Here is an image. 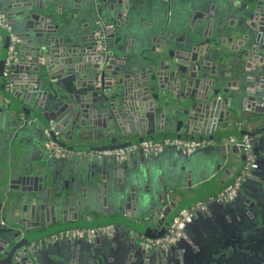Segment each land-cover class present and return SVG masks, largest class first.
Listing matches in <instances>:
<instances>
[{
  "label": "water",
  "instance_id": "water-1",
  "mask_svg": "<svg viewBox=\"0 0 264 264\" xmlns=\"http://www.w3.org/2000/svg\"><path fill=\"white\" fill-rule=\"evenodd\" d=\"M77 3L76 0H5V12L12 17L10 21L16 24L19 31L16 35L22 40L18 56L12 58L7 67V79L3 74L6 57L3 55L0 58V95L6 102L0 107V113L5 114L3 121L7 115L15 118L16 108L24 110L26 106L32 110L28 113L30 119L27 117L22 122L15 118V122L17 128L25 131L28 139L32 136L31 142L33 135L37 131L43 134L44 129H50L55 138L56 134H60L71 141L84 139L89 134L94 140L101 137L111 142L127 140L129 136L138 138L105 147L116 148L138 143L147 135L155 140L153 135L158 131L165 133L164 138L201 140L224 125H237L239 118L247 114L244 130L239 133L251 138V143L259 148L264 160V27L257 33L245 35V41L232 42V38L228 39L239 53L233 65L215 63L213 53L216 50L211 48L203 52L198 62L190 65L177 57L172 63L162 65L163 61H152L150 65V57L134 56L131 61L119 63L111 59L106 67L94 59L86 44L74 42L61 30L64 23L86 11L84 8L77 9L74 6ZM257 8L261 10L260 2ZM260 15L264 17V12ZM42 56L46 60L44 64L40 60ZM244 63L246 73H239ZM232 72L242 75V80L232 85L233 90L227 92V97L217 99L222 85L228 86L225 80ZM43 120L51 123L48 128ZM29 122L34 124L35 129L30 128ZM172 130L174 133L182 130L190 134L172 133L176 137H169ZM219 148L222 152L220 165L233 164L238 146L221 144ZM138 151L142 157L146 152L154 154L153 150ZM110 165L119 168L122 161H107L106 158L86 160L73 167L74 177L85 175L99 195L106 194L109 177L105 173ZM19 174L21 176L18 177L26 181L30 188L27 192L20 191L5 204V212L14 225L9 229L17 233L5 240L4 246L12 245L10 254L22 250L32 256L33 248L28 246L30 241L18 236L20 227L26 226V221L55 223L57 220L66 221L67 217L75 221L84 213V208H81L82 200L75 197L71 186L65 187V182L52 184L45 163L32 164ZM129 174L127 172L130 177ZM119 175L114 172L113 176L119 179ZM163 189L161 193L150 196V200L141 201L143 208L148 203L152 204L153 212L138 211L139 197L134 195L131 187L128 191L130 203L125 207L131 210L129 220L113 216L102 221L84 219L70 226L96 227L121 223L141 230L145 237H158L180 209L173 197L177 189ZM133 217L143 220L145 226L134 222ZM150 217L159 218L155 222L153 219L150 221ZM164 221V230L150 234V228H159ZM131 253L127 256V264L132 261V256L134 264H152L150 251L142 248V258L137 253ZM218 259L220 256L211 261L216 264ZM208 261L204 255L195 253L183 264H208Z\"/></svg>",
  "mask_w": 264,
  "mask_h": 264
},
{
  "label": "flooded vegetation",
  "instance_id": "flooded-vegetation-1",
  "mask_svg": "<svg viewBox=\"0 0 264 264\" xmlns=\"http://www.w3.org/2000/svg\"><path fill=\"white\" fill-rule=\"evenodd\" d=\"M76 1L78 3L74 6H77V9L84 8L87 10L88 18H90L87 21V30L84 32L85 44L89 47V52L94 54V59L106 67L109 66L111 59L119 63L120 61H131L134 56L139 58L143 56L145 58L150 57V65L152 61H163L162 65L172 63L176 57L184 63L188 62L190 65V63L198 62L202 58L203 52L210 51L211 48L216 50V53H213V56L215 55L216 58L214 59L215 63L233 65L236 62L235 56L239 53L228 39L232 38V42L245 41V35L257 33L258 29L264 27V17L260 15L264 12V0ZM259 2L261 3V10L257 8ZM70 8L72 9L73 6L71 5ZM76 17L67 22L76 20ZM0 18H5L8 23L7 28L0 26L8 35L3 38L4 41L0 53V58L3 55L6 57L3 74L5 76L4 79H7V67L11 64L10 60L18 56L19 43L22 38L16 35V32L13 30V24L4 8L0 11ZM96 32L98 33L96 34ZM12 37H14V41ZM98 41H100V48L97 47ZM223 41L224 43H221ZM74 42H78V40H74ZM12 43L14 46L13 57L9 59V48ZM40 60L43 64L46 62L43 56ZM239 73H246L245 63L241 65ZM241 76L240 74L237 76L233 72L230 73L229 77L225 80V82H228V86L226 84L222 85V90L218 92L216 98L222 100L225 96L227 97V92L233 90L232 85L237 80H242ZM3 103L5 104L6 102L4 101ZM24 108V110L18 109L22 122L27 117L29 118L28 113L32 112L30 107L24 106ZM246 117L247 114L241 116L237 125H224L221 129L215 130L212 134L205 135V137L199 140L203 144L198 148L217 143L220 146L221 144H226L227 146L236 144L238 146L235 162L229 165L224 163L220 166L228 171L231 170L230 172L234 171L232 181L239 175L245 164V155L239 145L244 137L248 140L250 151L256 162V167L244 177L231 201L213 202L221 205L223 209L225 208L224 216L208 217L206 220L205 227L213 231L212 239L216 240L215 242L217 243L219 242L217 244L218 248L220 250L223 248L227 250L228 257H225L227 259L225 264H264V160L261 158V151L251 143L249 136L240 133L235 137L230 136L235 128H238V132L244 130L243 123ZM12 130L13 127L5 131L3 129L0 132V143L3 145L0 149V250L2 249L0 252V264H28L30 262L32 264H42L43 254L50 252L47 248L52 243L63 240H85V238L68 237L61 234L67 229L75 228L71 226L64 227L72 221L68 217L66 221L57 220L55 223L50 221H26V226H19L20 233L18 236L25 241H30L28 246L33 248V255L31 256L28 252L25 254L22 250H17V252L10 254L9 251L12 245L4 246V242L17 232L10 231L9 229L14 225L10 220V215L5 212V204L11 197L20 193V191L27 192L30 188V185L26 181L24 182L18 177L21 176L19 172L28 169L32 164L45 163L43 153L49 158L51 157L56 160L71 159L76 162H85L86 160H90L88 157L89 153H95L102 149L95 148L96 150H88L75 146L74 144L80 140H69L72 143V145H69L63 140V135L56 134L55 138L50 129H44V133L38 135L36 139L38 152L34 153L31 146L28 145V135L20 129H16L14 133H12ZM174 132L172 130L171 133H168L172 134ZM164 134L158 131L153 136H164ZM174 134L188 135L190 133L181 130ZM128 138H131L130 141L138 139L137 137L133 138L130 136ZM230 138H233L235 142L229 143ZM49 139L55 140L68 154L62 157L51 156L45 146ZM144 140L150 141L153 139H150V136L147 135L141 141ZM62 143L74 147V149L68 148ZM106 157L113 156H104L101 159ZM91 158L94 159V157ZM46 165H48V172L51 175V182L54 186L63 182H65L63 184H70L68 181H74V177H69V180L66 178L68 174H53L50 171L49 164ZM65 173H67L66 170ZM205 211L206 209L200 212ZM128 213L129 211L127 210L118 211V214L114 216H123L125 220H129L131 216H128ZM89 214L91 217L84 216L85 220L97 221L92 217V213ZM204 214L208 215L209 212ZM147 215L149 216V214ZM195 216L196 213L187 226L195 221ZM70 217L73 218L71 215ZM158 218L150 217L149 219L150 221L153 219L157 222ZM132 220L145 226V222H142L143 220L139 218L133 217ZM118 225H121L129 232L130 238L139 240V245L141 246L140 239L144 236L141 230L134 229L126 224L118 223ZM105 226H109L106 235L112 236L113 226L111 224ZM164 226L165 221L159 228H150V234L159 233L165 229ZM15 228L18 227L15 225ZM183 238L184 232L181 239L166 250L161 248L151 250L150 253H153V257L157 256L156 259L152 258V264H172L168 260V256H170L176 246L181 244ZM215 242L212 243L214 244ZM162 252L167 253L166 257L161 256ZM220 261L218 264L221 263Z\"/></svg>",
  "mask_w": 264,
  "mask_h": 264
},
{
  "label": "crops",
  "instance_id": "crops-1",
  "mask_svg": "<svg viewBox=\"0 0 264 264\" xmlns=\"http://www.w3.org/2000/svg\"><path fill=\"white\" fill-rule=\"evenodd\" d=\"M4 4L5 0H0V11L4 8ZM87 13V10L85 12L83 11L75 18L76 20L63 24L61 30L67 38L73 39V41L78 40L79 44H85L84 32L88 27L86 26L87 21L90 20ZM9 18L10 20L12 19L11 16ZM13 27L16 33L19 32L16 24L13 23ZM5 35L6 32L0 28V53ZM3 102V97L0 95V106L4 104ZM16 109L15 118L21 120L18 108ZM4 115L0 113V132L3 129L5 131L13 127L12 133H14L16 129H19L16 126L17 122H15V118L7 115L6 120L3 121L2 119L4 118L2 117ZM43 122L46 128H48L50 122L45 120ZM28 125H30V128L35 129L33 123L29 122ZM238 133V128H235L230 136L235 137ZM38 135H42L41 131H37V134L33 135V142H31L32 136H29L28 142V145L36 153L38 152L36 144V136ZM154 137L156 138L155 140L164 139V137L159 135ZM169 137H176V135L169 134ZM63 138L67 144L72 145L67 139V136L63 135ZM124 140L119 139L117 143L101 137L94 140L92 134H89L86 138L77 141L74 145L82 149L96 150L106 149L105 147L111 144L125 142ZM130 140L131 138H127V141ZM219 146L220 144L218 143L209 144L196 149L190 154H186L173 146H164L153 155L146 152L143 157L139 154V151L130 153L126 158L120 160L122 161V165L119 168H114L113 165L109 166L108 171L105 173L109 177L107 192L106 194L100 195L95 191L90 180L85 179V175L74 177L75 174L71 169L77 164H82V162H76L71 159L56 160L51 157L49 158L45 153H43V158L45 163L49 164L50 171L53 174H68L67 177L65 176L68 180L69 177L75 178L74 181H68L70 184L66 183L64 185L65 187L71 186L75 197L82 200L81 208H84V210L82 209L84 213L77 220L71 221L70 226L76 222L83 221L84 216L91 217L89 213H92V217L97 221H102L118 214V211L122 212L127 210L131 212L129 208H125L128 202L130 203L128 191H130L131 187L134 195L139 197L140 207L138 211L146 210L147 213L150 211L153 212L152 204L148 203L143 208L141 204L142 199L150 200V196L156 194V192L161 193L164 187L167 189L175 187L177 189V194L173 197L179 206L178 208H180L179 210L194 202L205 200L209 196L216 195L226 184L232 181V174L234 172L220 167L222 152ZM2 147L3 145L0 143V149ZM95 159L92 158V161L101 160ZM114 159L113 157H106L107 161H113ZM100 163L99 165L101 166ZM65 170L67 173H65ZM114 172L115 174L119 173L121 178L118 179V176H113ZM127 172L130 173V177L127 176ZM120 184H123L122 188ZM207 212H209V216L204 214ZM224 212L225 208L223 209L221 205L215 203H209L205 212L198 211L195 216V221L188 225L184 231V238L181 244L175 247L170 256H168V260L172 264H183L193 254L199 253L204 255L207 261L209 260L208 264H213L211 259L217 260L219 256L221 259L220 264H225L227 260L225 257H228L227 250L225 248L221 250L218 248L217 244L219 242L217 243L215 242L216 240L212 239L213 231L205 227L208 217H221L224 216ZM71 216L73 217V215ZM111 225L113 226L112 236L106 235V233H99L100 235L93 240L76 239L52 243L47 248L50 252L43 254L42 264H127V256L131 255V252L137 253L138 257L142 258L143 254H140L142 248L139 245V240L130 238L129 232L121 225L116 223ZM212 242L215 243L213 244ZM152 254L150 253V261H153L152 258L156 259L157 257H153L154 255ZM166 254V252H162L161 256L166 257ZM220 259H218L216 264H218ZM129 263L134 264L133 256L132 261Z\"/></svg>",
  "mask_w": 264,
  "mask_h": 264
},
{
  "label": "built area",
  "instance_id": "built-area-1",
  "mask_svg": "<svg viewBox=\"0 0 264 264\" xmlns=\"http://www.w3.org/2000/svg\"><path fill=\"white\" fill-rule=\"evenodd\" d=\"M0 26L7 28L8 23L5 18H0ZM98 32H96L97 34ZM14 41V37H12ZM97 47L100 48V41L97 42ZM14 46L13 43L9 48V59L13 57ZM233 138L229 139V143H234ZM203 144L199 140H185L179 138H164L162 140H144L138 143L129 144L123 147L116 148H106L95 153H89V159L94 157L96 159H101L104 156H113L118 160L127 157L130 153L136 152L139 149H144L145 151L153 150L156 154L164 146H173L176 149L181 150L186 154L192 153L196 148ZM239 145L245 155V164L234 180L224 186L216 195L209 196L205 200H200L192 203L191 205L179 210V212L172 217L170 220L166 231L158 237H145L142 236L140 239V244L142 248L147 251L155 250L157 248L167 249L169 246L175 244L183 236V232L187 224H189L194 217L195 213L198 211H204L209 203L213 202H228L231 201L236 193L237 188L240 183L246 177L249 172L256 167V162L253 154L250 151V145L246 137H244ZM47 150L53 157H62L68 154L61 146L53 139L47 140L45 144ZM109 226H96V227H75L70 228L62 232L61 234L68 237L93 239L99 233H106Z\"/></svg>",
  "mask_w": 264,
  "mask_h": 264
}]
</instances>
